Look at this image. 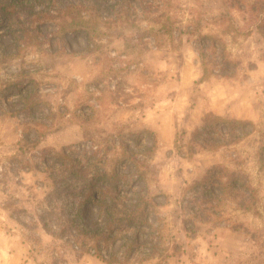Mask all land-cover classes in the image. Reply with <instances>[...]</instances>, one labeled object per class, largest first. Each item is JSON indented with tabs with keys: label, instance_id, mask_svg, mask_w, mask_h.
<instances>
[{
	"label": "rangeland",
	"instance_id": "374dc122",
	"mask_svg": "<svg viewBox=\"0 0 264 264\" xmlns=\"http://www.w3.org/2000/svg\"><path fill=\"white\" fill-rule=\"evenodd\" d=\"M130 1L0 0L22 24L0 22V264H264V0ZM206 35L226 50H207L201 82ZM231 121L248 124L234 136ZM66 147L97 152L90 173L135 155L117 170L127 204L152 203L140 232H62L71 198L54 195V154ZM217 165L245 179L201 205L193 186ZM84 215L103 226L105 212Z\"/></svg>",
	"mask_w": 264,
	"mask_h": 264
},
{
	"label": "trees",
	"instance_id": "16d2710c",
	"mask_svg": "<svg viewBox=\"0 0 264 264\" xmlns=\"http://www.w3.org/2000/svg\"><path fill=\"white\" fill-rule=\"evenodd\" d=\"M130 0H116V4L120 5L122 9L127 6H131ZM131 2V1H130ZM240 6L244 3L238 4ZM231 6H236L232 3ZM0 14H2L1 24L7 25L9 28H15L22 26L14 17V11L9 4L0 2ZM234 26V29H238ZM258 33L264 35V19L256 25ZM166 26V32L170 31ZM202 41L209 40L211 45H202L200 47V57L202 59V78L201 82L208 81L213 76L212 62L206 57L207 50L213 49V44L218 41L225 51V45L222 44L221 40L215 36H203L200 37ZM225 65L231 66L234 64L233 61L226 59ZM221 72V70H220ZM247 122L231 121L227 123L228 133L235 136L236 129L238 126H245ZM208 131H212L214 134H218L217 129L208 128ZM196 136H199L198 133ZM236 141V139H235ZM79 148H83V142L78 144ZM215 147V146H214ZM71 147H66L64 152H55L54 160L61 164V172L58 176L62 178L55 179V196L63 200L71 198V208L67 216L64 218L65 224L62 226V232L66 230H73L78 236L89 241H99L101 239L111 240L115 239L116 234L123 231L140 232L143 224L147 223V216L149 209L152 207V203L149 200L140 199L134 204H127L126 201L133 202V199H129L121 191V183L126 185V177L118 172V164H122L125 167V162H128L131 157L132 161H135V155L130 153V156L119 157L115 160V167L113 169L96 168L94 173H90L87 167L83 165L84 158L89 161H94L97 156L96 151H86L82 153L72 150ZM126 151V150H125ZM51 152V153H52ZM127 152V151H126ZM131 161V162H132ZM124 163V164H123ZM245 178L236 172H230L228 169L221 165L214 166L208 170L202 180L193 186V189H198L202 194V204H209L210 199L207 197L208 194H213L210 188L218 189L223 195L232 191L237 192V186ZM244 189L250 192V196L255 195L256 189L249 184L242 185ZM219 197H213L218 200ZM252 199H254L252 197ZM143 205V207L140 206ZM88 208L99 210V217L103 216L105 212L104 223L101 228H88L83 224L84 211ZM250 209L251 206H246ZM46 228V225L44 224ZM134 228V229H133ZM47 229V228H46ZM134 244V243H132Z\"/></svg>",
	"mask_w": 264,
	"mask_h": 264
},
{
	"label": "crops",
	"instance_id": "0c3cea01",
	"mask_svg": "<svg viewBox=\"0 0 264 264\" xmlns=\"http://www.w3.org/2000/svg\"><path fill=\"white\" fill-rule=\"evenodd\" d=\"M212 111L217 116L226 117V118L229 116V114H228L229 112L228 111H225V109L220 110V108L219 107L217 108V106L214 107L212 109Z\"/></svg>",
	"mask_w": 264,
	"mask_h": 264
}]
</instances>
